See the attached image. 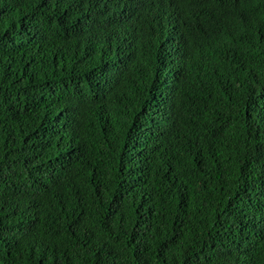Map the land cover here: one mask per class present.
<instances>
[{"label":"trees","instance_id":"trees-1","mask_svg":"<svg viewBox=\"0 0 264 264\" xmlns=\"http://www.w3.org/2000/svg\"><path fill=\"white\" fill-rule=\"evenodd\" d=\"M0 264H264V0H0Z\"/></svg>","mask_w":264,"mask_h":264}]
</instances>
